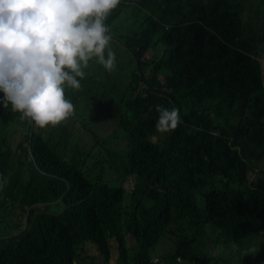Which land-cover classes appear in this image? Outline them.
<instances>
[{
    "label": "trees",
    "instance_id": "16d2710c",
    "mask_svg": "<svg viewBox=\"0 0 264 264\" xmlns=\"http://www.w3.org/2000/svg\"><path fill=\"white\" fill-rule=\"evenodd\" d=\"M133 2L148 15L128 36L131 78L110 98L124 133L115 138L111 130L94 144L104 159L105 146L126 139L114 144L119 185L105 178L104 166L88 176L85 158L67 161L32 125L13 147L1 134L17 112L0 103V177L7 180L0 194L26 212L22 228L0 234V264H78L87 242L110 261L112 238L115 264H205L219 258L199 245L204 236L214 246L234 240L262 248L264 264V179L250 171L264 160V0H121L112 14ZM180 97L189 108L160 144L156 106L175 108ZM105 160L116 163L117 153ZM209 177L225 185L206 193L201 207L196 192ZM132 178L145 198L134 188L128 205L124 185ZM165 238L176 239L175 252L156 263L151 250Z\"/></svg>",
    "mask_w": 264,
    "mask_h": 264
},
{
    "label": "clouds",
    "instance_id": "9594fccd",
    "mask_svg": "<svg viewBox=\"0 0 264 264\" xmlns=\"http://www.w3.org/2000/svg\"><path fill=\"white\" fill-rule=\"evenodd\" d=\"M121 0H0V103L11 105L36 128L55 127L75 112L66 89L80 88L85 69L95 60L119 80L105 21ZM148 15L146 11L145 16ZM115 69L118 71L112 72ZM121 71V72H120ZM156 130L167 133L178 127L177 108L156 106ZM218 135V132H213ZM7 180L0 177V190ZM55 203H52L53 205ZM255 247L242 255L256 254ZM220 253L217 252L218 258ZM154 257V256H153ZM160 262L159 258L154 260ZM174 262H181L177 256Z\"/></svg>",
    "mask_w": 264,
    "mask_h": 264
},
{
    "label": "rangeland",
    "instance_id": "374dc122",
    "mask_svg": "<svg viewBox=\"0 0 264 264\" xmlns=\"http://www.w3.org/2000/svg\"><path fill=\"white\" fill-rule=\"evenodd\" d=\"M145 11L137 5H129L122 12L118 14L117 21L115 22L114 29L109 32L111 36V42H117L121 44L115 45L112 50L116 55V65L122 67L126 76H123L120 80H106V69L97 63L95 60L90 61L89 67L85 69V77L80 80L79 90L68 88L66 89V98L69 99L75 106L74 115H72L65 122L58 126L47 128H36L32 123L26 119H21V114L17 112L16 120L7 125L12 126L9 131L1 134V137L9 139L14 147L17 142L24 136L26 132H21V129L28 131L30 125L33 126V130L36 132H41L45 138L51 137L50 140L52 145L57 149L60 154L64 155L65 159L71 163H77L81 159L85 158L84 170L86 174L90 177L99 175L102 171V166H104V176L110 181L113 186L119 185L120 183L116 180V173H114L113 167L120 162L121 149L115 147L114 144H119L124 147L126 144V139H116L114 144L111 146H105L108 153L114 151L117 153L116 163H112L105 158L99 159V155L94 149L95 136L107 135L111 130L115 131V138H119L120 135L124 133L122 130H118V119L121 114L116 108L113 107L111 99L116 93L113 90L120 88L128 83L131 78L132 64L128 62V56L131 54V50L128 47V36L137 28V25L142 20V16ZM109 19L105 21L107 24ZM151 56V50L146 53V57ZM262 63L264 64V54L261 57ZM168 73V72H167ZM166 73V74H167ZM165 75L161 77L164 81ZM108 99V101H105ZM189 101L186 98L180 97V102L175 105V108L179 110L180 121H182V116L186 113L189 108ZM214 119L217 120L215 115ZM179 121V122H180ZM170 132L159 133L154 139L156 142L163 144L165 139L168 137ZM63 137L67 139L66 145L63 147ZM98 138V137H97ZM9 144V143H8ZM10 145V144H9ZM90 152V157L87 154ZM256 169L261 178L264 179V160L256 162L252 165L250 171ZM249 171V172H250ZM225 185L224 180L220 177H209L207 183L196 192L197 203L199 206L203 207L205 204V195L213 187L215 189H222ZM126 203L131 205V192L134 188L138 191V197L141 199L145 198L144 187L136 185V180L132 178L130 182L125 183ZM5 203L4 207L2 204ZM53 211L57 209L55 204L52 205ZM26 218V212L18 203L6 200L0 194V234H6L8 232H16L22 225H24ZM19 223V226H15ZM209 229H212V224L209 223ZM205 242H199L203 250L209 255L214 256L217 252L220 253L219 259L209 260L205 264H257L261 263L262 258V248H257V252L254 258L251 259L249 254L242 255L243 250L248 248V244H239V241L229 240L224 245L214 246L207 236L202 237ZM176 239L165 238L163 239L154 249L151 250V254L156 258L160 259L159 263H167L163 260V257L168 253L175 252ZM112 247V254L110 261H106L104 257L100 254L96 245L87 242L80 246V253L84 256L78 264H115L119 255L118 242L115 238L110 240ZM135 238L131 237L128 240L131 255L134 253L135 249ZM209 243V245H208ZM183 261V259H182Z\"/></svg>",
    "mask_w": 264,
    "mask_h": 264
},
{
    "label": "crops",
    "instance_id": "0c3cea01",
    "mask_svg": "<svg viewBox=\"0 0 264 264\" xmlns=\"http://www.w3.org/2000/svg\"><path fill=\"white\" fill-rule=\"evenodd\" d=\"M135 2H133L132 4H134ZM113 12H115V10L113 11ZM145 14H146V11H145V13L143 14V16H142V19L145 17ZM117 16H115V15H113L112 13L108 16V19H109V21H108V23L106 24L108 27H109V29H110V31H112L113 29H114V26H115V22L117 21ZM142 23V20H141V22H139L138 23V25H140ZM138 25H137V27H138ZM128 40V39H127ZM117 44H121V43H117V42H110V47L111 48H113V47H115V45H117ZM128 62H129V64H132V58H131V54L128 56ZM117 66V65H116ZM122 68V67H121ZM116 71H118L117 69H115L114 71H112V72H116ZM106 72H107V74H109L110 72L109 71H107L106 70ZM121 72V71H120Z\"/></svg>",
    "mask_w": 264,
    "mask_h": 264
}]
</instances>
